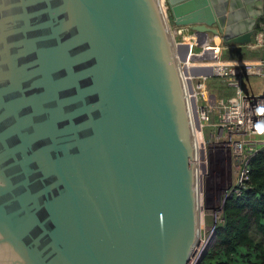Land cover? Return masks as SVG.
Here are the masks:
<instances>
[{
    "label": "water",
    "instance_id": "95a60500",
    "mask_svg": "<svg viewBox=\"0 0 264 264\" xmlns=\"http://www.w3.org/2000/svg\"><path fill=\"white\" fill-rule=\"evenodd\" d=\"M225 4L0 0V264L188 262L197 144L169 24L221 41L192 60L257 52Z\"/></svg>",
    "mask_w": 264,
    "mask_h": 264
},
{
    "label": "built area",
    "instance_id": "2783aa9c",
    "mask_svg": "<svg viewBox=\"0 0 264 264\" xmlns=\"http://www.w3.org/2000/svg\"><path fill=\"white\" fill-rule=\"evenodd\" d=\"M159 2L165 12L164 0H159ZM169 29L175 44L178 42L176 36L183 32H186V39L190 43L183 60L180 58L178 60L186 72L183 78L189 81L187 97L190 110L192 108L194 110L192 125L195 141L196 131L193 120H196L198 129L202 126L213 127L212 132L209 133L210 143H216L217 149L227 151L231 165L236 171L231 188L225 197L238 194L248 178L249 158L264 145V92L247 91L241 85L245 77H264V0H261L260 15L250 40L244 44L249 47H259L255 55L248 57L219 55L215 59H211L212 57L208 55L206 58L192 60L190 58L192 53L200 54L203 49L213 46L220 48L222 47L221 41L209 39L204 33L197 37L186 26L169 24ZM230 44L232 50L238 47L237 43ZM242 47L241 45L240 48ZM210 77H216L224 82L225 88H229L230 92L218 94L216 90L208 89L206 80ZM196 144L195 161L198 169L199 145L197 142ZM202 148H204L203 141ZM221 219V213H219L218 221ZM214 224L203 237L201 231H198L196 244L186 264L196 263L204 243L213 233Z\"/></svg>",
    "mask_w": 264,
    "mask_h": 264
},
{
    "label": "trees",
    "instance_id": "16d2710c",
    "mask_svg": "<svg viewBox=\"0 0 264 264\" xmlns=\"http://www.w3.org/2000/svg\"><path fill=\"white\" fill-rule=\"evenodd\" d=\"M230 50L227 57H245ZM208 89L226 92L224 82L216 77L206 80ZM248 178L238 194L226 196L221 205V221L213 226L215 242L202 252L195 264H264V145L248 160ZM253 226L260 235L254 240Z\"/></svg>",
    "mask_w": 264,
    "mask_h": 264
},
{
    "label": "rangeland",
    "instance_id": "374dc122",
    "mask_svg": "<svg viewBox=\"0 0 264 264\" xmlns=\"http://www.w3.org/2000/svg\"><path fill=\"white\" fill-rule=\"evenodd\" d=\"M186 42L189 43L188 41ZM178 43L182 44L183 42L179 41ZM182 47L185 50L188 49L187 44H182ZM191 50L194 49L191 48ZM260 81L263 82L261 85L259 84ZM241 85L247 91L264 92V77H245ZM195 125L200 140V144H198L199 162L197 179L199 187V231H201V236L203 237L208 233L212 224L218 222V215L223 199L231 188L236 171L231 165L227 151L217 149L218 145L216 143H210L209 133L212 132L213 127L202 126L198 129L196 120ZM202 141L204 148H202ZM249 233L254 240L261 239L253 226H250ZM214 242L215 235L211 233L204 243L202 250L204 251L206 247L214 244Z\"/></svg>",
    "mask_w": 264,
    "mask_h": 264
},
{
    "label": "crops",
    "instance_id": "0c3cea01",
    "mask_svg": "<svg viewBox=\"0 0 264 264\" xmlns=\"http://www.w3.org/2000/svg\"><path fill=\"white\" fill-rule=\"evenodd\" d=\"M226 2V13L230 11V19L232 20V24H237L239 28L242 30L245 27L252 26L255 27L256 21L259 18L260 11H261V0H224ZM228 7H231L230 10H228ZM186 32L182 33L179 36H176L178 42L182 41V44H187ZM179 38V39H178ZM176 43V47L180 54H183V52H186V50L182 47L181 43ZM189 49V46H188ZM187 49V50H188ZM194 49V48H193ZM257 52H254L253 54L246 53L245 57L255 55ZM244 55V53L240 54ZM248 82V81H247ZM246 82V83H247ZM263 82L260 81V85ZM226 92H230L229 88L225 89ZM254 92V91H253ZM255 92H261V91H255Z\"/></svg>",
    "mask_w": 264,
    "mask_h": 264
},
{
    "label": "bare ground",
    "instance_id": "6f19581e",
    "mask_svg": "<svg viewBox=\"0 0 264 264\" xmlns=\"http://www.w3.org/2000/svg\"><path fill=\"white\" fill-rule=\"evenodd\" d=\"M190 43H188V46H189ZM176 45V44H175ZM188 50H186V52H183V54H180L177 47H176V55H177V58H180V60H183L182 58L185 56V54H187ZM193 124H194V128H195V131H196V142L198 144H200V140H199V137L197 135V127L195 125V121L193 120ZM197 182H198V179H197Z\"/></svg>",
    "mask_w": 264,
    "mask_h": 264
}]
</instances>
